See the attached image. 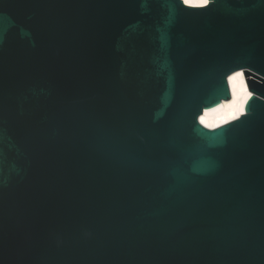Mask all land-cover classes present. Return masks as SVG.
<instances>
[{"label": "water", "instance_id": "95a60500", "mask_svg": "<svg viewBox=\"0 0 264 264\" xmlns=\"http://www.w3.org/2000/svg\"><path fill=\"white\" fill-rule=\"evenodd\" d=\"M0 264H264V0H0Z\"/></svg>", "mask_w": 264, "mask_h": 264}, {"label": "bare ground", "instance_id": "6f19581e", "mask_svg": "<svg viewBox=\"0 0 264 264\" xmlns=\"http://www.w3.org/2000/svg\"><path fill=\"white\" fill-rule=\"evenodd\" d=\"M208 3L209 0H188L186 4L190 6H205ZM238 73L242 75H237ZM228 81L231 89V98L222 100L212 107L205 108L200 115V122L208 128H217L246 113V104L253 93L249 89L244 70L240 69L231 73ZM241 107H243L242 111Z\"/></svg>", "mask_w": 264, "mask_h": 264}, {"label": "snow or ice", "instance_id": "6c2138e0", "mask_svg": "<svg viewBox=\"0 0 264 264\" xmlns=\"http://www.w3.org/2000/svg\"><path fill=\"white\" fill-rule=\"evenodd\" d=\"M188 2V0H185V3H187ZM237 75H242V74H240V73H238ZM243 110V107H241V111Z\"/></svg>", "mask_w": 264, "mask_h": 264}]
</instances>
